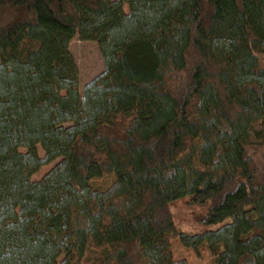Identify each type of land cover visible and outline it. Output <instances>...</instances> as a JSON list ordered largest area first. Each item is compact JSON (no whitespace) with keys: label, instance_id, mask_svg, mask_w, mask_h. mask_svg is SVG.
<instances>
[{"label":"trees","instance_id":"16d2710c","mask_svg":"<svg viewBox=\"0 0 264 264\" xmlns=\"http://www.w3.org/2000/svg\"><path fill=\"white\" fill-rule=\"evenodd\" d=\"M173 239L264 264V0H0V264H190Z\"/></svg>","mask_w":264,"mask_h":264},{"label":"rangeland","instance_id":"374dc122","mask_svg":"<svg viewBox=\"0 0 264 264\" xmlns=\"http://www.w3.org/2000/svg\"><path fill=\"white\" fill-rule=\"evenodd\" d=\"M69 51L71 52L75 64L79 72V92L82 96V107L88 110L94 105L98 92L94 82L99 78L104 72V65L102 57L96 44L91 42L79 41L74 38L69 44ZM84 116V112H82ZM24 152L23 149H20ZM38 154L43 155V152L39 149ZM59 160H56L48 165L40 168V170L31 176V181L39 180L43 175H45L51 168H53ZM109 182V178L105 177L99 180L97 186H105ZM193 205L190 203L189 199H183L173 203L170 207L172 219L175 228L179 232L187 234H197L202 229L203 226L198 224L193 217ZM18 213V211H17ZM216 226H210L208 229L213 230ZM173 256L176 259H187L190 264H200L206 263L209 260V253L206 249L201 251V257L196 255L192 250L185 249L181 247L175 239L171 242Z\"/></svg>","mask_w":264,"mask_h":264}]
</instances>
